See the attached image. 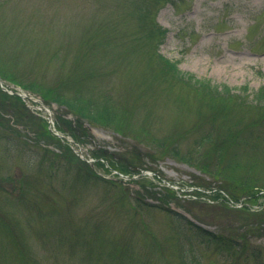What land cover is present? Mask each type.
Wrapping results in <instances>:
<instances>
[{"label": "rangeland", "instance_id": "1", "mask_svg": "<svg viewBox=\"0 0 264 264\" xmlns=\"http://www.w3.org/2000/svg\"><path fill=\"white\" fill-rule=\"evenodd\" d=\"M155 21L162 36L150 33ZM158 54L239 95H204L162 71ZM2 70L25 85L63 84L93 110L109 106L113 118L80 116L88 136L77 143L38 140L47 122L33 105L40 92L29 101L1 87L0 174L18 184L0 189V264H183L179 246L200 264H264V222L254 214L264 205V104L253 101L264 84V0H0ZM49 106L51 131L72 132L59 123L75 115ZM98 145L133 173L148 169L88 165L81 157L93 161ZM190 220L250 247L219 253Z\"/></svg>", "mask_w": 264, "mask_h": 264}, {"label": "trees", "instance_id": "2", "mask_svg": "<svg viewBox=\"0 0 264 264\" xmlns=\"http://www.w3.org/2000/svg\"><path fill=\"white\" fill-rule=\"evenodd\" d=\"M156 25L158 27H156L155 29L150 31V33L152 32V33H155L157 36H162L165 33V29L162 28L161 26H159L157 23H156ZM148 34H149V32L147 33V35ZM152 49H153L152 52L156 50V44H153ZM158 56H159L160 63L163 66L162 71L165 70L166 73H169L170 76L172 78H176V80L178 79V80H181V82L182 81L184 83L186 82L193 89H199V91L202 92L204 95H212V96L218 95V96H220L221 99H223L224 96H228V95H232V94L239 95V93L233 92V90H232L233 87L228 85L227 83L214 82L211 79V77H208V76H197L194 72H191L188 70H183L182 68H180L176 61H174V60H172V59H170V58H168L162 54H158ZM0 74L4 78H8L11 81L17 82L18 84H22L18 81H15L16 77L13 76L12 73H9L7 70L6 71H3V70L0 71ZM57 84L58 85H56V87L55 86L54 87L46 86V85H43L42 83H40V84L35 83V84H28V85L22 84V86L25 87L26 89L31 90V91L34 89L38 90L40 92V95H41L42 99L44 100V102H46L48 104H51L52 102H57V103H60L61 105L66 106L67 109H65V110L72 112L75 115V119L74 120H72V119L68 120L67 119L65 121L62 120L59 123V127L63 126V124H64L68 130L73 132V133L72 132H70V133L77 140L78 139L81 140V137L88 136L87 128L84 125V121L80 119V116L85 117L89 121L98 122V123L103 124V125H107L108 122H110L112 120L113 115H111V113H110L111 110L109 109V106H107V105H103V107L97 106V107H95V110H97V112H96L95 110H93L94 109L93 103H90V104H84L83 103L84 99H83L82 94L80 92H75L73 95L69 96V95L65 94L62 90L65 86L63 84H60V83H57ZM36 86L38 88H36ZM80 87L81 88L86 87V85L81 84ZM77 88H78V86H77ZM1 90L2 89L0 87V91ZM2 91L7 94L6 91H4V90H2ZM78 91H79V89H78ZM241 92H244V91H241ZM241 95H242V93H241ZM253 96H254L253 101L257 104V106H261V104H264L262 102L264 100V84L259 87V89L256 91V93L253 94ZM17 97L20 98V96H17ZM21 101L23 102L24 108L27 111H30V109L25 105V103L22 99H21ZM37 132L40 133V138H38V140L43 139L44 141H47L48 139H52V138L53 139H55V138L60 139V137L55 135L48 128L46 121H43V123H41L40 125L37 126ZM169 152L180 155L182 160L189 161L186 152L181 151V153H180V151L178 149L174 148L173 146L169 149ZM92 154L96 157V163L98 165L100 163L103 164V163H105V161H107L111 167L118 168L124 173L132 174L133 173L132 171H134V170H130V168L128 169V167L126 166V164H128V163L124 162V157L119 156V155L112 156L111 152H109L107 149H105L102 146H99V145L95 146V149H94ZM45 159H47V158H45ZM85 163H87V162H85ZM45 164L48 165L49 162L45 161ZM60 164H61V157H59V155H54L52 162L50 163V167L55 166L54 168H56ZM89 169L93 170L90 166H89ZM136 173H140V169L137 170ZM77 174H78V177L81 178V176H82L81 169H77ZM96 178H100V176L95 172V175H93V179L91 182H95L94 180H96ZM4 181L6 183L13 182L15 185L18 184V179L15 176H13L12 173H11V175H7L5 177L2 174H0V189H7V186L4 184ZM82 181L88 182L90 180H89L88 176L84 175V176H82ZM169 188H171V187H169ZM251 190H252V186L246 185L243 187V191L245 193L249 194V196H254L255 192L253 190H252L253 191L252 192ZM27 191L28 190L25 188L23 183L17 188V192L20 195H23ZM4 192H6V191H1L0 194H3ZM236 192H238V189L233 188V189H231L232 194H230V195L232 197H234ZM256 196H261V195H256ZM235 199H237V198H235ZM257 205H259V203H257ZM260 205H262V204H260ZM36 207L37 208H35V211L39 212L41 215L46 214L49 216V211H47V209L45 210V209H43V207H38L37 205H36ZM257 210L259 212L254 213V214L258 218V222H259V226H260L264 222V205L261 208H257ZM170 211H173V210H170ZM175 214H176V218L179 217L177 219H179V221H180V218L182 217V215L179 213H175ZM190 223L194 225V228H196L198 235L200 236L201 241L205 242L207 246L214 245L215 249L220 251L219 253H222V249H225V251H223V254L228 253V251H230L232 249V254H233V256H235V253H236L235 244L241 245V243H242V245L244 244V248L246 247V243H244V237L243 236L241 238H238L237 239L238 241H237L232 236H226L222 233L211 231L205 227L194 224L191 220H190ZM3 226H4V224H3ZM10 226H11V223L8 220V223L6 226V231H7V229L10 228ZM2 229H3V227L1 226V228H0L1 232H2ZM239 242H241V243H239ZM116 247L120 248V246H117V245H116ZM249 247H250V245H248L246 248H249ZM182 248H183V250H186V246H183ZM179 252H180L179 254L181 255L183 264H200L201 263V260H200L201 257L199 255L197 256L194 253L193 254L189 253V251H187L189 254L186 258V255L181 250V246H179Z\"/></svg>", "mask_w": 264, "mask_h": 264}]
</instances>
